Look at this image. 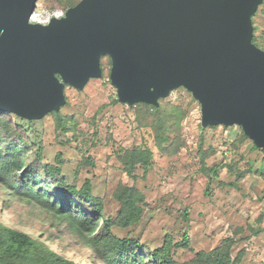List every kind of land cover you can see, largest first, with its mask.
<instances>
[{
  "label": "water",
  "instance_id": "obj_1",
  "mask_svg": "<svg viewBox=\"0 0 264 264\" xmlns=\"http://www.w3.org/2000/svg\"><path fill=\"white\" fill-rule=\"evenodd\" d=\"M39 0H0V111L42 120L66 86L103 77L121 104L159 106L184 88L203 128L241 127L264 150V50L253 18L264 0H81L47 24Z\"/></svg>",
  "mask_w": 264,
  "mask_h": 264
},
{
  "label": "rangeland",
  "instance_id": "obj_2",
  "mask_svg": "<svg viewBox=\"0 0 264 264\" xmlns=\"http://www.w3.org/2000/svg\"><path fill=\"white\" fill-rule=\"evenodd\" d=\"M52 6V0L38 2L33 21L48 23L65 15L66 11H55L57 7ZM254 26L264 48V5L254 16ZM102 65V79L91 80L83 90H65L67 104L60 113L72 119L69 132L56 129L53 115L35 124L30 137L44 147V162L55 164L61 154L64 176L78 187L90 180L107 218L119 211L114 198L119 184L135 186L145 195L141 222L129 229L113 228L120 239H136L153 250L162 247L167 236L174 245L188 238V247L173 248L175 259L186 262L233 237L241 239L232 249L233 259H240L239 264H264V219L260 220L264 214V152L255 149L252 140H242L238 126L203 128L200 104L180 88L166 102L182 105L187 113L182 123L186 146L174 156L163 154L156 148L153 130L140 127L135 108L115 103L117 91L110 81L107 57ZM11 119L21 123L17 116ZM140 146L149 147L154 160L146 175L139 169L138 179L132 181L120 157ZM200 146L207 152L204 161ZM205 165L223 168L210 180L202 170ZM240 174H244L241 179ZM0 222L45 241L50 249L78 264H104L65 225H52L42 211L16 200L6 202L2 189ZM256 230L262 231L254 235Z\"/></svg>",
  "mask_w": 264,
  "mask_h": 264
},
{
  "label": "trees",
  "instance_id": "obj_3",
  "mask_svg": "<svg viewBox=\"0 0 264 264\" xmlns=\"http://www.w3.org/2000/svg\"><path fill=\"white\" fill-rule=\"evenodd\" d=\"M80 1L52 0L53 6L57 7L55 11L58 9L67 11ZM263 5L264 3L261 6ZM33 18L32 22H34ZM257 32L258 28L254 26L253 42L264 50ZM108 60L111 64L109 58ZM68 87L70 86H66ZM115 103H119L118 99ZM132 108H135L140 127L151 128L155 133L156 148L160 152L174 156L186 146L182 135V123L187 113L182 105L161 99L159 106L140 103ZM61 110L49 115L55 117L56 129L67 133L70 131L68 123L72 119L68 120L67 117H63ZM13 116L16 115L0 111V189L5 191L6 202L16 200L35 210L42 211L52 225H65L86 248L92 250L96 261L104 264L240 263V259H233L232 249L241 239L233 237L227 238L219 247L210 252L196 253L193 259L186 262H179L175 259L173 248L188 247V238L174 245L172 238L167 236L163 246L153 250L147 249L136 239L118 238L113 233V228L129 229L141 222L145 212V195L135 186L119 184L114 192V198L120 205L119 211L115 217H105L104 203L94 195L93 184L90 180H87L82 187L71 184L63 174L64 160L61 154L57 155L55 164L44 162V147L36 141V137H30V134L35 124L47 116L39 121H29L17 116L21 119L19 124L11 119ZM25 124L28 127H25ZM241 137L242 140L249 139L242 128ZM200 147L204 161L207 152L202 150V146ZM253 147L260 149L254 143ZM261 150L264 152L263 149ZM153 158L154 153L149 147L140 146L126 150L120 157V161L128 179L136 181L138 179L137 170L142 169L146 175L153 164ZM88 163L93 165L89 160ZM221 168H223L222 165L211 168L205 165L202 170L211 180L219 176ZM243 176L244 174H240L239 179ZM8 208L9 205L5 204L4 209ZM263 219L264 214L260 220ZM261 231L256 230L253 234L259 235ZM0 264L78 263L56 253L45 241L19 228L0 222Z\"/></svg>",
  "mask_w": 264,
  "mask_h": 264
}]
</instances>
